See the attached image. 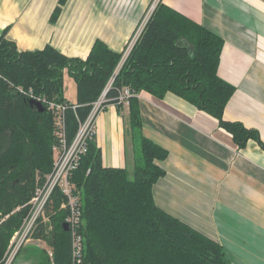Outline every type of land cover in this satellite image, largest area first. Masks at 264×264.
I'll list each match as a JSON object with an SVG mask.
<instances>
[{
    "label": "trees",
    "instance_id": "obj_1",
    "mask_svg": "<svg viewBox=\"0 0 264 264\" xmlns=\"http://www.w3.org/2000/svg\"><path fill=\"white\" fill-rule=\"evenodd\" d=\"M66 1L58 0L52 23ZM6 32L0 36V264L36 187L53 169L57 138L49 106L65 107L64 134L71 143L123 51L115 52L99 39L84 60L68 57L50 45L18 51L6 39ZM179 41H186L190 49L178 48ZM222 45L220 37L159 0L114 77L106 93L107 104L117 105L115 99L123 87L160 99L171 93L215 119L239 149L256 140L264 150L255 130L222 117L235 91L217 74ZM65 76L75 84L74 103L63 94ZM136 102L134 96L129 99L131 136L139 155L132 174L104 167L93 139L71 171L72 194L78 201L74 227L80 237L78 255L73 256L70 227L63 230L70 207L61 208L66 199L57 189L32 239L50 247L51 264H230L219 243L155 205L152 187L165 173L156 162L165 160L167 152L141 136Z\"/></svg>",
    "mask_w": 264,
    "mask_h": 264
},
{
    "label": "crops",
    "instance_id": "obj_2",
    "mask_svg": "<svg viewBox=\"0 0 264 264\" xmlns=\"http://www.w3.org/2000/svg\"><path fill=\"white\" fill-rule=\"evenodd\" d=\"M57 2L0 0V36L7 30L18 51L50 45L84 60L97 39L122 51L151 3L81 0L70 11L67 0L52 23ZM160 2L222 39L217 74L235 89L222 117L255 130L264 142V0ZM135 97L141 136L167 152L156 162L165 173L152 187L155 205L219 243L230 264H264V150L258 142L239 149L215 119L171 93L160 99L142 91ZM69 101L75 102V93ZM93 142L104 167L131 175L139 155L129 106L107 105ZM49 251L45 241L31 239L10 264H51Z\"/></svg>",
    "mask_w": 264,
    "mask_h": 264
},
{
    "label": "built area",
    "instance_id": "obj_3",
    "mask_svg": "<svg viewBox=\"0 0 264 264\" xmlns=\"http://www.w3.org/2000/svg\"><path fill=\"white\" fill-rule=\"evenodd\" d=\"M159 0H154L149 10L142 19V22L134 32L133 36L127 43L122 51V57L115 72L110 77L104 91L101 95L91 104V109L83 122L78 124V131L71 143H67L64 134V110L65 107L49 106V109L54 114L55 136L57 138V145L53 148L54 152V165L50 174L45 178L44 182L36 187L34 194L28 202V209L22 219L20 227L12 234L8 249L4 256V264H10L19 250L31 239L33 232L36 228L38 219L43 215L46 203L51 198V193L54 189L60 191L66 202L61 204V208L70 207V215L66 219L67 225L71 229V246L73 256L76 257L80 252V237L77 235L74 227L78 223V207L77 199L72 194V184L69 181L71 171L75 170L76 161L86 153L88 141L94 139L96 130L97 117L105 111L107 107L106 93L111 86L114 77L117 74L120 66L128 57L131 49L135 45L142 30L144 29L151 13L156 7ZM137 96L134 91L128 87H123L119 91L118 98L115 99L117 105L129 106V99ZM59 187V188H58Z\"/></svg>",
    "mask_w": 264,
    "mask_h": 264
},
{
    "label": "rangeland",
    "instance_id": "obj_4",
    "mask_svg": "<svg viewBox=\"0 0 264 264\" xmlns=\"http://www.w3.org/2000/svg\"><path fill=\"white\" fill-rule=\"evenodd\" d=\"M69 2H68V9L70 10V11H74V9L77 7V5H78V3H79V1H81V0H68ZM94 1H96L97 3H99V4H102V3H106V2H108V1H115V2H117V1H120V0H94ZM151 1V3H150V5L148 6V8L146 9V11L144 12V14H143V17L145 16V14L147 13V11L149 10V8H150V6H151V4L153 3V1L154 0H150ZM135 6H136V4H135ZM134 6V13L136 12V7ZM143 17H142V19H143ZM142 19L140 20V22L136 25V27H135V30H134V32L136 31V29L138 28V26L140 25V23L142 22ZM134 32H133V34H134ZM133 34H132V36H133ZM131 36V37H132ZM126 46V45H125ZM125 48V47H124ZM124 48H123V50H124ZM73 80L69 77V76H65V79H64V87H63V94H64V96L68 99V100H73V97H74V93H75V88H74V85H73ZM17 230V229H16ZM15 230V231H16ZM14 231V232H15ZM13 232V233H14ZM33 237V236H32ZM32 237L31 238H28V239H32ZM30 241V240H29ZM28 241V242H29Z\"/></svg>",
    "mask_w": 264,
    "mask_h": 264
},
{
    "label": "water",
    "instance_id": "obj_5",
    "mask_svg": "<svg viewBox=\"0 0 264 264\" xmlns=\"http://www.w3.org/2000/svg\"><path fill=\"white\" fill-rule=\"evenodd\" d=\"M178 48L180 49H186L189 50L190 49V45L186 42V41H179L177 43ZM63 230L67 231L68 230V226L66 223L63 224Z\"/></svg>",
    "mask_w": 264,
    "mask_h": 264
},
{
    "label": "bare ground",
    "instance_id": "obj_6",
    "mask_svg": "<svg viewBox=\"0 0 264 264\" xmlns=\"http://www.w3.org/2000/svg\"><path fill=\"white\" fill-rule=\"evenodd\" d=\"M114 73V72H113ZM114 80V79H113ZM44 100V99H43ZM113 101V100H112ZM39 102V101H38ZM66 134V133H65ZM55 137V136H54ZM56 142V141H55ZM68 142H70V141H68ZM55 145V144H54ZM38 187V186H37Z\"/></svg>",
    "mask_w": 264,
    "mask_h": 264
}]
</instances>
